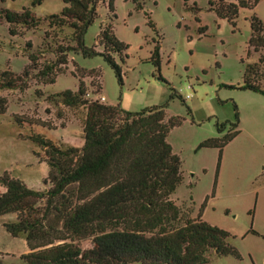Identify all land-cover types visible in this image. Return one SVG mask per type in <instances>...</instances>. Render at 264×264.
I'll return each mask as SVG.
<instances>
[{"label":"rangeland","instance_id":"1","mask_svg":"<svg viewBox=\"0 0 264 264\" xmlns=\"http://www.w3.org/2000/svg\"><path fill=\"white\" fill-rule=\"evenodd\" d=\"M34 2L37 0H0V78L4 71L19 76L28 69L31 74L17 88L0 89V100L6 99L7 109L5 114L0 113V175L7 173L35 190L51 187L45 154L28 136L33 130L40 132L62 148L82 144L86 109L68 107L61 98H55L66 89L76 91L80 79L85 82L89 99L120 104L128 111L167 105V119L184 118L168 136L182 161L183 180L171 199L180 206L183 220L202 213L209 224L229 232L228 241L240 258L218 257L212 252L211 264H264V123L240 124L250 104H264V96L238 88L244 83L247 63H258L264 73V63H259L264 48L254 51L249 46L250 18L256 13L264 20V0L253 10L240 8L235 24L218 16L215 7L220 0H115L116 17L107 3L101 4L84 44L101 52V25H113L116 36L128 45L123 60L115 55L122 68V84L103 56L85 57L74 51L67 52V65L58 66L52 74L57 75L56 82L44 83L38 69L58 63L62 55L59 49L72 47L74 42L69 40L70 28L52 29L46 19L62 10L63 1ZM24 8L33 10L42 22L31 29L11 26L1 13ZM154 40L161 41L160 71L151 61ZM31 55L36 62L30 60ZM35 63L37 70L33 69ZM96 84H102L98 94L92 86ZM172 89L185 102L178 96L171 99ZM235 107L241 132L224 147L218 168L219 150L198 146L231 131V124L236 122ZM16 116L34 124L21 128ZM223 123L227 127L220 131L218 125ZM15 218L16 214L0 217L3 264H22L21 256L30 252L25 238L13 237L4 227ZM81 245L90 248L92 244L87 240Z\"/></svg>","mask_w":264,"mask_h":264},{"label":"trees","instance_id":"2","mask_svg":"<svg viewBox=\"0 0 264 264\" xmlns=\"http://www.w3.org/2000/svg\"><path fill=\"white\" fill-rule=\"evenodd\" d=\"M62 1V10L46 19L52 29L70 28L69 40L74 45L61 47L58 63L45 65L37 75L44 83H55L57 75L52 74L58 66L67 65V52L74 51L85 57L103 56L122 84V68L115 55L123 60L128 45L116 36L113 25H101V52L84 44V36L98 17L101 4L107 3L116 17L115 0ZM260 1L220 0L215 10L218 16L235 24L240 8L253 10ZM1 13L11 26L31 29L42 22L29 8L21 12L6 9ZM250 20L249 46L259 51L264 48V20L256 13ZM149 24L155 29L153 22ZM10 32L15 34L12 27ZM153 43L151 61L160 71L161 41ZM36 59L30 56L33 63ZM259 63H264L263 57ZM33 69L37 70L36 63ZM30 75L28 69L19 76L4 71L0 89L17 88ZM263 76L258 63H247L244 83L238 88L264 96ZM159 78L166 82L162 75ZM92 86L95 93L101 92L102 84ZM177 96L185 102L174 90L170 98ZM56 97L68 107L86 109L82 144L62 148L40 132L33 130L28 136L42 149L50 168L47 179L51 187L47 190L32 189L7 173L0 175V217L16 214L15 220L4 227L13 237L25 238L30 249L21 256L22 264H211L212 252L218 257L240 258L228 241L229 232L209 224L202 219V213L183 220L180 206L171 199L183 175L181 158L174 153L168 136L171 129L183 123V117L167 119V105L133 112L100 98L89 99L82 79L76 91L66 89ZM5 103V98L0 100L1 114L7 110ZM235 110L236 122L231 124V131L223 137L206 139L198 146L219 150L218 168L224 147L240 132L237 107ZM16 121L21 128L34 124L31 120L21 121L19 116ZM218 126L223 131L227 124ZM205 204L201 206L202 212ZM87 240L91 247H82L81 243Z\"/></svg>","mask_w":264,"mask_h":264},{"label":"crops","instance_id":"3","mask_svg":"<svg viewBox=\"0 0 264 264\" xmlns=\"http://www.w3.org/2000/svg\"><path fill=\"white\" fill-rule=\"evenodd\" d=\"M248 110L249 111L247 112V116L245 117V119L241 118V123H240L241 125L244 124V122L245 123L249 122V123H252V124L264 123V104L257 105V103L252 102L250 104V106L248 107ZM239 135H237L234 138V140L237 139L239 137Z\"/></svg>","mask_w":264,"mask_h":264},{"label":"built area","instance_id":"4","mask_svg":"<svg viewBox=\"0 0 264 264\" xmlns=\"http://www.w3.org/2000/svg\"><path fill=\"white\" fill-rule=\"evenodd\" d=\"M189 87H191V86H189ZM192 88V87H191ZM191 97V95H187V98H190Z\"/></svg>","mask_w":264,"mask_h":264}]
</instances>
